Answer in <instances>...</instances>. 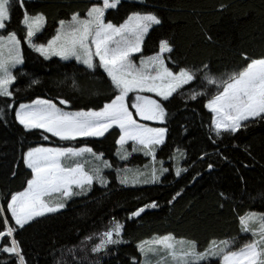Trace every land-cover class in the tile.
I'll use <instances>...</instances> for the list:
<instances>
[{"label":"trees","instance_id":"16d2710c","mask_svg":"<svg viewBox=\"0 0 264 264\" xmlns=\"http://www.w3.org/2000/svg\"><path fill=\"white\" fill-rule=\"evenodd\" d=\"M97 2L101 0H34L24 1L23 7L14 4L12 20L3 32L15 30L22 38L24 64L15 69L18 78L12 86L14 97H0V109L4 111L0 116V205L4 209L0 213V231L6 232L9 224L17 229L15 238L27 264H139L137 244L168 233L197 241L201 250L212 239L249 238L240 233L238 214L246 210L264 212V120L245 122L246 127L238 132L216 137L210 131L212 114L206 107L207 96L190 98L194 90H206L209 95L214 91V86L206 88L199 79L168 101L159 98L167 109L165 121H142L168 129L157 158L171 165L179 152L186 171L177 176L171 169L160 182L151 185L126 187L114 183L73 200L65 210L37 218L22 229L14 225L7 204L11 194L22 191L31 178V170L23 160L28 148L41 144H88L102 152L112 135L119 137L118 129H114L103 139L62 141L41 130H26L15 117L19 104L38 97L71 99V106L64 107L75 111L98 109L113 96L102 68L92 73L75 60L46 59L23 40L25 8L29 14L45 15L44 30L35 39L44 43L55 35L60 20H69L77 12L85 16ZM133 12H151L161 19V24L147 34L142 54L155 53L159 41L169 39L174 48L166 55L174 71L183 66L209 64L219 75L246 65L249 61L243 53L251 58L264 56V0H124L109 10L106 18L121 24ZM209 35L212 40L207 39ZM33 80L39 84L32 85ZM44 135L49 139L45 140ZM135 159L146 160L142 155ZM209 164L213 165L211 169ZM178 191L181 195L175 197ZM221 192L230 199H222ZM153 201L159 207L146 209L140 217H130L131 211ZM112 218L124 223L125 242L92 253L90 249L97 238L84 241V237L105 230ZM5 244L11 246V238L6 235L0 239V246ZM73 246L70 253L68 249ZM0 264L18 261L14 254L0 251ZM212 264H218V260L213 259Z\"/></svg>","mask_w":264,"mask_h":264},{"label":"snow or ice","instance_id":"6c2138e0","mask_svg":"<svg viewBox=\"0 0 264 264\" xmlns=\"http://www.w3.org/2000/svg\"><path fill=\"white\" fill-rule=\"evenodd\" d=\"M15 3L23 7L24 0H0V30L7 29L11 22ZM119 3L120 0H102V3H93L84 17L73 13L69 20L59 21L55 35L44 43H37L33 38L42 31L46 17L42 13L29 14L25 8L23 40L30 48L46 59L53 56L64 61L74 59L92 73L102 68L114 93L98 109L68 110L64 106H71L72 100L64 97L55 100L38 97L30 103H21L15 117L26 130L41 129L62 141H75L104 137L113 128L118 129L120 148L117 155L121 160H128L132 151L142 152L152 160L145 170L117 169L121 185L136 186L156 184L169 171L156 157V147L164 143L168 129L142 122L165 121L167 109L161 100L142 93H155L168 101L174 93L197 79L206 88L214 86L212 94L194 90L190 98L207 96L206 107L212 114L210 131L216 137L238 132L246 127L245 122L264 120V56L251 58L243 53L249 61L246 65L219 75L209 64L183 66L174 71L166 55L173 52L174 45L165 38L159 41L158 51L141 56L137 63L133 55L142 53L147 33L162 21L151 12H133L119 25L106 22L107 10L116 8ZM207 39L212 40V37L209 35ZM23 64L22 38L15 30L0 32V97H14L12 86L18 78L14 70ZM72 80L73 87H77L74 76ZM31 84H39V81L33 80ZM130 93L134 94L132 99ZM3 115L0 109V116ZM43 138L49 139L47 135ZM129 141L132 151L127 147ZM23 160L31 170V178L22 191L11 194L7 204L15 225L21 229L37 217L66 208L73 198L86 197L95 184L107 187L110 183L105 169L112 167L111 162L88 144L82 147L41 144L28 148ZM208 167L211 169L213 165ZM186 170L178 165L175 174L179 176ZM180 195L179 191L175 193V197ZM219 195L224 200L230 199L224 192ZM157 207L155 201L146 203L131 211L130 217H140L146 209ZM3 211L0 205V213ZM238 220L240 233L246 237L250 234V238L212 239L201 250L195 240L177 238L172 233L157 235L137 244L143 258L139 264H212L213 258L218 264H264V212L246 210L238 214ZM16 231L12 226H8L6 232L0 231V239L5 235L11 238V246H0V251L14 254L18 264H27L23 248L15 238ZM94 237L97 242L92 244L90 251H106L109 245L124 242V223L112 218L105 230L86 235L84 241H92ZM74 247L68 251L71 253Z\"/></svg>","mask_w":264,"mask_h":264},{"label":"rangeland","instance_id":"374dc122","mask_svg":"<svg viewBox=\"0 0 264 264\" xmlns=\"http://www.w3.org/2000/svg\"><path fill=\"white\" fill-rule=\"evenodd\" d=\"M24 1H34V0H24ZM121 1H124V0H120V2ZM134 1H138V2H142V0H134ZM101 3H102V0H101ZM24 6V5H23ZM118 7V6H117ZM116 7V8H117ZM116 8H113V9H116ZM109 10H111V9H109ZM109 10H107V12L109 11ZM107 12H106V16H105V20H106V22H107ZM81 15V14H80ZM45 16V15H44ZM86 16V15H85ZM82 17H84V16H82ZM113 23V22H112ZM117 25H119V24H117ZM153 26H155V25H153ZM44 27H45V24L43 25V29H42V31L44 30ZM59 28V27H58ZM153 28V27H152ZM151 28V29H152ZM150 29V30H151ZM150 30H149V32H150ZM42 31L41 32H38L37 33V35L33 38L34 40L37 38V36L40 34V33H42ZM0 32H3V30H0ZM148 32V33H149ZM147 33V34H148ZM147 36V35H146ZM146 38V37H145ZM36 42V41H35ZM27 43V42H26ZM28 45V44H27ZM143 52V51H142ZM40 54V53H39ZM141 56H143V54L142 53H137V54H134L133 55V59L134 60H136V62L137 63H139V59H140V57ZM55 56H53L52 58H54ZM55 58H58V59H60L59 57H55ZM61 60V59H60ZM74 60V59H73ZM62 61H64V60H62ZM70 61V60H69ZM22 65H20V66H18L17 68H19V67H21ZM16 68V69H17ZM15 71V70H14ZM186 86V85H185ZM142 95H147V96H151L152 98H154V99H162L161 97H158V96H156V94L155 93H148V92H145V93H142ZM129 97H130V99H132L133 97H134V94L133 93H130L129 94ZM27 103H30V102H27ZM18 108H19V106L17 107V109H16V111H18ZM144 123V122H143ZM149 126H151V127H155V126H153V125H150L149 124ZM114 129H116V128H113L112 130H110V132L109 133H107L104 137H100V138H78L77 140H81V139H103V138H105L107 135H109V134H111L112 133V131L114 130ZM32 130H41V129H32ZM41 131H43V130H41ZM47 134H49V135H51V133H47ZM167 134V133H166ZM52 136V135H51ZM54 137V136H53ZM55 138H58V137H55ZM119 138V137H118ZM118 138H116L114 135H112L111 137H110V139H109V142L107 143V145L105 146V151H102V152H98V153H103L104 154V159L105 160H107V161H109V162H111V164H112V167L111 168H108V169H105V175L106 176H108V178H109V180H110V183L107 185V187L108 186H110V185H112V184H114V183H117V184H119V185H121L120 183H119V179H118V176H117V169H122V168H125V167H128V168H134V169H140V170H145V167L146 166H151V164H152V160H151V157L150 156H145L142 152H138V151H132V147H133V145H132V142L131 141H129L128 142V145H127V147H128V150L129 151H132V155L130 156V158L128 159V160H121L120 159V157H119V155H117V152H118V150H119V148H120V145L119 144H117V140H118ZM59 139V138H58ZM165 139H166V135H165ZM164 142H165V140H164ZM114 145H116V147H114ZM162 145V144H161ZM161 145H158L157 147H156V157H157V152H158V149H159V147L161 146ZM140 155H142L146 160L144 161V162H142V161H139V160H137V159H135V157H138V156H140ZM179 157H180V154H179V152H176L175 153V156H174V158H173V160H172V164L171 165H165V161H163V167H165V168H168L169 169V171L168 172H166V173H164V175L161 177V179L165 176V175H167V174H169V172H170V170L172 169L173 170V172L175 173L176 172V167L179 165L181 168H182V161H181V159H179ZM113 158H115L116 160H113ZM157 160L158 161H160L158 158H157ZM158 168L160 167V165H159V163H157V165H156ZM145 185H151V184H145ZM122 186H125V185H122ZM136 186H139V185H136ZM136 186H126V187H136ZM99 188H104L103 186H101V185H99V184H95L94 186H93V189H92V191L87 195V196H89L90 194H92L96 189H99ZM80 198H84V197H77V198H73L72 200H69L68 202H67V206H68V204L69 203H71L73 200H76V199H80ZM67 208V207H66ZM66 208H64V209H61L59 212H61V211H63V210H65ZM9 213H10V215H11V212H10V210H9ZM57 213V212H56ZM48 214H54V213H48ZM48 214H46V215H48ZM45 216V215H44ZM37 218H40V217H37ZM37 218H35V219H37ZM13 219V222H14V225H15V221H14V218H12ZM34 219V220H35ZM33 221V220H32ZM31 221V222H32ZM30 223V222H29ZM8 226H11L10 224L8 225ZM13 227V226H12ZM177 238H180V237H177ZM249 238H250V234H249ZM190 240V239H189ZM124 242H125V238H124ZM143 258L141 257V259L139 260V262L142 260ZM213 259H216V258H213Z\"/></svg>","mask_w":264,"mask_h":264}]
</instances>
